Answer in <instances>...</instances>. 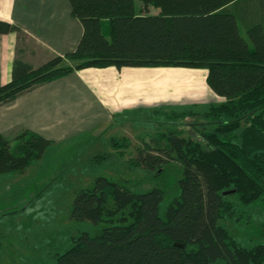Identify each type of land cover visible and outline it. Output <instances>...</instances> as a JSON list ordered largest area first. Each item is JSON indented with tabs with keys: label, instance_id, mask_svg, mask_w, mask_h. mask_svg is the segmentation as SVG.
I'll return each mask as SVG.
<instances>
[{
	"label": "trees",
	"instance_id": "obj_1",
	"mask_svg": "<svg viewBox=\"0 0 264 264\" xmlns=\"http://www.w3.org/2000/svg\"><path fill=\"white\" fill-rule=\"evenodd\" d=\"M69 1L83 27L77 46L36 67L17 55L0 105L75 70L107 66L204 68L223 101L203 114L215 119L211 132L194 138L169 129L160 143L137 148L132 164L145 171L159 173L171 160L181 167L178 193L163 210L162 188L134 192L98 176L74 193L70 216L105 225L80 233L53 264H264V243L246 246L218 223L264 197V26L242 30L233 0ZM156 3L162 10L151 12ZM10 32L26 37L0 18V33ZM50 144L28 129L0 133V173L26 167Z\"/></svg>",
	"mask_w": 264,
	"mask_h": 264
},
{
	"label": "rangeland",
	"instance_id": "obj_2",
	"mask_svg": "<svg viewBox=\"0 0 264 264\" xmlns=\"http://www.w3.org/2000/svg\"><path fill=\"white\" fill-rule=\"evenodd\" d=\"M161 10L159 3L150 7L151 12ZM170 101L163 107L122 114L102 138L82 135L52 142L26 167L0 173V264H53L80 233L97 234L105 223L76 221L70 214L74 193L92 186L98 176L134 192L162 188L163 210L178 193L181 167L171 160L159 173L145 171L132 164L137 148L145 142L160 143L158 136L169 129L194 138L211 132L215 119L203 114L219 103L211 96L206 102H194L189 95L177 94H172ZM218 223L246 246L264 243V197Z\"/></svg>",
	"mask_w": 264,
	"mask_h": 264
},
{
	"label": "crops",
	"instance_id": "obj_3",
	"mask_svg": "<svg viewBox=\"0 0 264 264\" xmlns=\"http://www.w3.org/2000/svg\"><path fill=\"white\" fill-rule=\"evenodd\" d=\"M229 4L242 30L264 26V0ZM0 18L19 25L26 35L19 41L15 32L0 33V85L11 79L17 55L39 66L52 55L73 51L83 32L69 0H0ZM207 73L190 67L81 68L0 105V133L13 136L28 129L51 143L82 135L102 138L122 114L169 105L172 94L189 95L194 102H206L207 96L223 101L208 86Z\"/></svg>",
	"mask_w": 264,
	"mask_h": 264
},
{
	"label": "water",
	"instance_id": "obj_4",
	"mask_svg": "<svg viewBox=\"0 0 264 264\" xmlns=\"http://www.w3.org/2000/svg\"><path fill=\"white\" fill-rule=\"evenodd\" d=\"M232 191L231 190H226V191H224L223 192V194H229V193H231ZM177 245H182V244H178V243H176Z\"/></svg>",
	"mask_w": 264,
	"mask_h": 264
}]
</instances>
